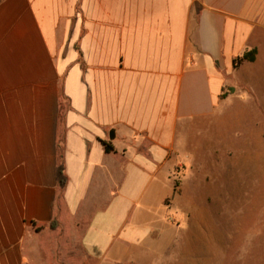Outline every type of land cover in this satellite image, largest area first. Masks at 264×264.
Listing matches in <instances>:
<instances>
[{
  "label": "crops",
  "instance_id": "0c3cea01",
  "mask_svg": "<svg viewBox=\"0 0 264 264\" xmlns=\"http://www.w3.org/2000/svg\"><path fill=\"white\" fill-rule=\"evenodd\" d=\"M263 9L264 0H0V264H105L116 239L132 264L150 263L173 231L156 210L181 198L178 169L208 158L213 116L219 193L264 191V119L242 104L237 79L260 56ZM252 48L255 60L234 69ZM254 239L261 246L264 232Z\"/></svg>",
  "mask_w": 264,
  "mask_h": 264
},
{
  "label": "rangeland",
  "instance_id": "374dc122",
  "mask_svg": "<svg viewBox=\"0 0 264 264\" xmlns=\"http://www.w3.org/2000/svg\"><path fill=\"white\" fill-rule=\"evenodd\" d=\"M258 49L260 56L257 62L243 68L241 77L237 78L242 80V91L238 97L248 107L247 110L254 105L251 109L255 107L256 113L259 112L258 116L262 113L261 117L264 119V38ZM232 92L231 87L224 90V94ZM251 118H247V121ZM217 121L216 116L210 119L211 150L208 158L206 156L207 161H194L191 168L183 165L173 175V184L177 185L176 192L181 197L176 207H160L156 210V214L162 215L165 212L167 223L173 231L161 234L157 247L148 251L150 254L145 256L150 262L148 264H257V257L261 259L259 264H264V241L258 240L259 245L262 244L258 246L254 239V234L264 232V191L250 192V184L246 183L237 185L238 189L226 196L219 193ZM249 126L246 123L239 128L244 129L240 132H248ZM241 174L244 177L246 175ZM198 184L208 185V189L201 190ZM166 204L168 205V200ZM204 216L209 218L208 238L201 222ZM132 221L133 218L130 217L128 222L132 224ZM190 241L194 245L193 253L184 257V247ZM117 244L120 248L113 250L112 254L108 252L104 256V263L132 264L136 255L126 258L127 254L122 252L125 244L116 239L114 245Z\"/></svg>",
  "mask_w": 264,
  "mask_h": 264
},
{
  "label": "trees",
  "instance_id": "16d2710c",
  "mask_svg": "<svg viewBox=\"0 0 264 264\" xmlns=\"http://www.w3.org/2000/svg\"><path fill=\"white\" fill-rule=\"evenodd\" d=\"M257 54V49L252 48L249 51L244 52L241 56L235 57L232 60V67L234 69L238 68L240 65H242L244 62H253L255 60V56ZM104 149L107 153L112 152L113 148L110 143L102 142ZM56 180L59 186H63L66 181V177L63 172L62 165H59L56 169ZM177 185L174 186V191H176Z\"/></svg>",
  "mask_w": 264,
  "mask_h": 264
},
{
  "label": "water",
  "instance_id": "95a60500",
  "mask_svg": "<svg viewBox=\"0 0 264 264\" xmlns=\"http://www.w3.org/2000/svg\"><path fill=\"white\" fill-rule=\"evenodd\" d=\"M109 139H113V134H109Z\"/></svg>",
  "mask_w": 264,
  "mask_h": 264
}]
</instances>
